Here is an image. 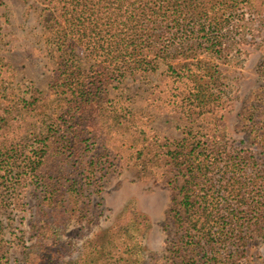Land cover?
Wrapping results in <instances>:
<instances>
[{
  "label": "rangeland",
  "instance_id": "1",
  "mask_svg": "<svg viewBox=\"0 0 264 264\" xmlns=\"http://www.w3.org/2000/svg\"><path fill=\"white\" fill-rule=\"evenodd\" d=\"M245 2L244 30L228 40L219 73L204 82L210 102L200 109L191 101L198 92L194 82L161 58L153 71L127 69L120 77H103L105 63L90 58V81L100 86L107 78L100 106L91 108L59 80L61 52L49 28L56 1L0 0V111L8 121L3 144L21 150L11 175L18 182L4 185L0 169V264L85 260L130 208L149 218L135 257L140 264H191L194 254L177 248L176 191L161 152L189 127L213 131L222 125L228 147L262 162L241 112L260 102L264 0ZM174 67L186 69L183 62ZM252 244L243 264H264V235Z\"/></svg>",
  "mask_w": 264,
  "mask_h": 264
},
{
  "label": "trees",
  "instance_id": "2",
  "mask_svg": "<svg viewBox=\"0 0 264 264\" xmlns=\"http://www.w3.org/2000/svg\"><path fill=\"white\" fill-rule=\"evenodd\" d=\"M55 1L49 28L61 52L59 80L91 108L100 106L107 78L100 80V86L90 81L86 67L90 58L96 64L105 63L103 77H120L127 69L153 71L154 61L164 59L174 74L194 82L198 92L192 94V105L206 108L210 96L204 82L219 73L217 60L228 40L244 30L240 5L245 0ZM150 53H156L155 57ZM82 56L87 60H81ZM181 62L186 69L178 72L174 66ZM192 65L197 69L193 71ZM260 74L263 82L256 95L260 105L246 106L241 122L261 163L252 153L228 147L222 125L213 131L189 127L181 140L161 152L175 185L173 223L182 234L177 248L194 254L188 263L243 264L242 254L249 257L254 239L264 235V61ZM7 127L0 111L4 185L18 182L11 175L21 152L19 144H3ZM34 166L30 162V168ZM149 228L148 216L130 208L108 241L97 243L88 249L85 260L73 264H140L135 257ZM1 235L0 226V251Z\"/></svg>",
  "mask_w": 264,
  "mask_h": 264
}]
</instances>
